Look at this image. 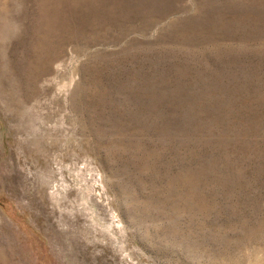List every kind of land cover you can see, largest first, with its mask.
I'll list each match as a JSON object with an SVG mask.
<instances>
[{
	"label": "rangeland",
	"instance_id": "1",
	"mask_svg": "<svg viewBox=\"0 0 264 264\" xmlns=\"http://www.w3.org/2000/svg\"><path fill=\"white\" fill-rule=\"evenodd\" d=\"M12 264H264V0H0Z\"/></svg>",
	"mask_w": 264,
	"mask_h": 264
},
{
	"label": "crops",
	"instance_id": "2",
	"mask_svg": "<svg viewBox=\"0 0 264 264\" xmlns=\"http://www.w3.org/2000/svg\"><path fill=\"white\" fill-rule=\"evenodd\" d=\"M12 242L6 234L5 214L0 209V264H12Z\"/></svg>",
	"mask_w": 264,
	"mask_h": 264
}]
</instances>
